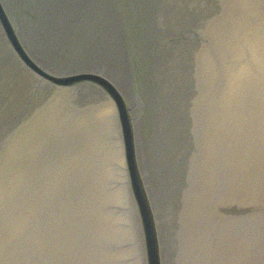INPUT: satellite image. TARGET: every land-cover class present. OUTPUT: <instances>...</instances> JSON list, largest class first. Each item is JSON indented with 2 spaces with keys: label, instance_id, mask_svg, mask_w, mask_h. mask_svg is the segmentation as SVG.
I'll use <instances>...</instances> for the list:
<instances>
[{
  "label": "water",
  "instance_id": "1",
  "mask_svg": "<svg viewBox=\"0 0 264 264\" xmlns=\"http://www.w3.org/2000/svg\"><path fill=\"white\" fill-rule=\"evenodd\" d=\"M0 264H264V0H0Z\"/></svg>",
  "mask_w": 264,
  "mask_h": 264
}]
</instances>
